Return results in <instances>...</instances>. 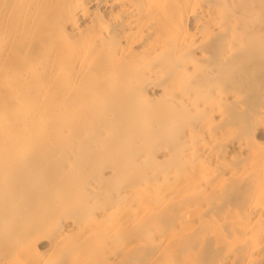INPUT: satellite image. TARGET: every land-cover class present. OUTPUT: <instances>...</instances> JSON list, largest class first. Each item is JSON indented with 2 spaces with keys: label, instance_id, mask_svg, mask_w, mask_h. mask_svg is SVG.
I'll return each instance as SVG.
<instances>
[{
  "label": "bare ground",
  "instance_id": "6f19581e",
  "mask_svg": "<svg viewBox=\"0 0 264 264\" xmlns=\"http://www.w3.org/2000/svg\"><path fill=\"white\" fill-rule=\"evenodd\" d=\"M0 264H264V0H0Z\"/></svg>",
  "mask_w": 264,
  "mask_h": 264
}]
</instances>
